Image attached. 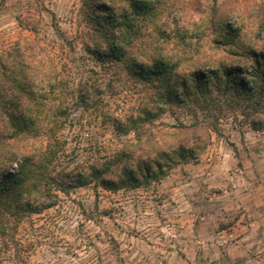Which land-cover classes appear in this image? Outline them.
<instances>
[{
	"label": "trees",
	"instance_id": "1",
	"mask_svg": "<svg viewBox=\"0 0 264 264\" xmlns=\"http://www.w3.org/2000/svg\"><path fill=\"white\" fill-rule=\"evenodd\" d=\"M228 2L81 0L82 46L101 70H87L73 90L36 39L0 50L2 248L16 246L21 224L56 205L59 192L92 182L134 189L196 160L222 116L264 130V1ZM139 86L147 104L127 116L106 111L103 95ZM80 106L133 137L103 156L65 161L63 132ZM176 108L201 113L211 127L156 123Z\"/></svg>",
	"mask_w": 264,
	"mask_h": 264
},
{
	"label": "rangeland",
	"instance_id": "2",
	"mask_svg": "<svg viewBox=\"0 0 264 264\" xmlns=\"http://www.w3.org/2000/svg\"><path fill=\"white\" fill-rule=\"evenodd\" d=\"M228 1L217 0L219 9ZM80 6L81 0H0V50L22 37L36 39L73 90L87 70H101L82 46ZM146 92L123 87L102 98L107 112L127 116L147 104ZM155 121L213 122L178 108ZM133 134H119L80 106L63 132L65 161L103 156ZM16 239L9 249L0 243V264H264V130L241 116H222L196 160L134 189L92 182L59 192L56 205L25 220Z\"/></svg>",
	"mask_w": 264,
	"mask_h": 264
}]
</instances>
